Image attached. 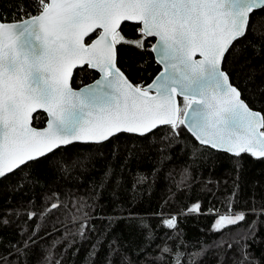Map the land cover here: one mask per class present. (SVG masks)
I'll use <instances>...</instances> for the list:
<instances>
[{
    "label": "trees",
    "instance_id": "1",
    "mask_svg": "<svg viewBox=\"0 0 264 264\" xmlns=\"http://www.w3.org/2000/svg\"><path fill=\"white\" fill-rule=\"evenodd\" d=\"M20 3L33 11L32 0H0V16L20 20ZM119 31L140 38L135 23ZM152 42L144 50L116 46L117 66L134 85L159 71ZM222 67L248 106L264 114V11L252 14L246 37ZM96 77L84 66L74 70L71 85ZM34 115L33 126H44L46 115ZM169 131L160 126L144 137L73 143L48 158L63 165H30L1 178L0 217L9 223L0 224V264H173L177 252L181 264H264V158L201 147L183 127L175 137ZM52 203L59 206L48 211ZM195 204L199 211L189 212ZM240 212L245 220L214 230L220 214ZM172 217L175 227L168 228L164 220Z\"/></svg>",
    "mask_w": 264,
    "mask_h": 264
},
{
    "label": "snow or ice",
    "instance_id": "2",
    "mask_svg": "<svg viewBox=\"0 0 264 264\" xmlns=\"http://www.w3.org/2000/svg\"><path fill=\"white\" fill-rule=\"evenodd\" d=\"M32 3L35 14L17 5L20 22L0 16V178L30 165H63L48 158L74 142L101 144L122 133L144 137L160 126H169L173 137L183 127L209 150L264 158V114L248 106L222 67L246 37L252 14L264 11V0ZM124 22L137 25L139 39L121 34ZM93 33L97 39L86 45L84 38ZM148 38H155L151 50L163 70L144 87L117 66L116 46L144 50ZM84 65L99 72V79L75 90L73 70ZM37 109L47 115L43 129L31 126ZM58 206L52 203L48 211ZM34 215L29 212V220ZM245 218L243 212L220 216L213 227L219 231ZM175 220L165 219L164 225L174 228ZM8 223L0 217V224ZM182 255L177 252L173 264H181Z\"/></svg>",
    "mask_w": 264,
    "mask_h": 264
},
{
    "label": "water",
    "instance_id": "3",
    "mask_svg": "<svg viewBox=\"0 0 264 264\" xmlns=\"http://www.w3.org/2000/svg\"><path fill=\"white\" fill-rule=\"evenodd\" d=\"M9 22H13V21H9ZM15 22H20V20H18V21H15ZM130 23H133V22H130ZM123 24V23H122ZM121 24V25H122ZM99 31V30H98ZM91 35V34H90ZM88 36H86L85 38H84V42H85V44L86 45H88V44H91L92 43V41L93 40H95V39H97V35H95L90 41H88V42H86V38H87ZM156 41H155V38H153V42H152V44H151V46L155 43ZM150 50H151V47H150ZM151 53H152V55H153V58H154V61L156 62V54L151 50ZM197 59H199V56L197 55V57H196ZM157 63V62H156ZM84 66H86V67H88L87 65H84ZM83 66V67H84ZM159 66V71L154 75V77L151 79V81L148 83V84H146V85H144V87H146L147 85H149V84H151L152 83V81L155 79V77L163 70V67H162V65H158ZM78 68H82V67H80V66H78V67H76L75 69H78ZM89 68V67H88ZM74 69V70H75ZM90 69V68H89ZM74 70H73V72H74ZM91 70H94V69H91ZM94 71H96V70H94ZM97 72V71H96ZM99 76H100V74H99V72H97V77L93 80V81H91V82H89V83H86V84H84V85H81V86H79V87H73L72 85V87L75 89V90H78L79 88H81V87H83V86H85V85H88V84H92V83H94L95 82V80L96 79H99ZM130 81V80H129ZM131 82V81H130ZM132 83V82H131ZM70 84H71V81H70ZM150 94H155L154 92L153 93H150ZM180 98H182V97H177V101L179 102V99ZM252 109V108H251ZM252 110H254V109H252ZM254 111H257V110H254ZM37 112H43L41 109H37ZM36 112V113H37ZM259 112V111H258ZM36 113H34V114H36ZM44 113V112H43ZM45 115H46V113H44ZM31 126L32 127H34V128H37V129H43V128H45L46 126H47V115H46V121H45V124H44V126H42V127H35V126H33V124L31 123ZM186 131H187V129H185ZM188 132V131H187ZM190 135H191V133L190 132H188ZM136 135V134H135ZM192 136V135H191ZM193 137V136H192ZM194 138V137H193ZM195 139V138H194ZM196 141V140H195ZM197 142V141H196ZM74 143H86V142H74ZM198 143V142H197ZM199 144V143H198ZM215 151H217V150H215ZM220 152H222V151H220ZM228 154V153H227ZM230 155V154H229ZM1 179V178H0Z\"/></svg>",
    "mask_w": 264,
    "mask_h": 264
},
{
    "label": "rangeland",
    "instance_id": "4",
    "mask_svg": "<svg viewBox=\"0 0 264 264\" xmlns=\"http://www.w3.org/2000/svg\"><path fill=\"white\" fill-rule=\"evenodd\" d=\"M235 214H236V213H225V214H220V215L216 218L214 224L216 223V221L219 219L220 216H230V215H235ZM224 223H226V222H224ZM228 225H230V224H228Z\"/></svg>",
    "mask_w": 264,
    "mask_h": 264
},
{
    "label": "built area",
    "instance_id": "5",
    "mask_svg": "<svg viewBox=\"0 0 264 264\" xmlns=\"http://www.w3.org/2000/svg\"><path fill=\"white\" fill-rule=\"evenodd\" d=\"M32 13L35 14V8L33 9Z\"/></svg>",
    "mask_w": 264,
    "mask_h": 264
}]
</instances>
